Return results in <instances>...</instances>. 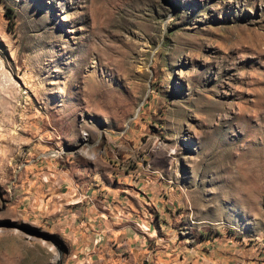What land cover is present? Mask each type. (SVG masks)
Masks as SVG:
<instances>
[{
	"label": "rangeland",
	"instance_id": "374dc122",
	"mask_svg": "<svg viewBox=\"0 0 264 264\" xmlns=\"http://www.w3.org/2000/svg\"><path fill=\"white\" fill-rule=\"evenodd\" d=\"M0 57V264L251 260L264 0H0Z\"/></svg>",
	"mask_w": 264,
	"mask_h": 264
},
{
	"label": "crops",
	"instance_id": "0c3cea01",
	"mask_svg": "<svg viewBox=\"0 0 264 264\" xmlns=\"http://www.w3.org/2000/svg\"><path fill=\"white\" fill-rule=\"evenodd\" d=\"M263 239V238H262ZM263 244L258 248H256L255 253L252 254L251 260L248 262V260L243 255L244 252L242 249L235 248H223V253H225L227 256L224 258H220L218 262L215 264H264V242ZM263 251V253H261ZM233 258V259H232ZM233 260V261H231Z\"/></svg>",
	"mask_w": 264,
	"mask_h": 264
},
{
	"label": "bare ground",
	"instance_id": "6f19581e",
	"mask_svg": "<svg viewBox=\"0 0 264 264\" xmlns=\"http://www.w3.org/2000/svg\"><path fill=\"white\" fill-rule=\"evenodd\" d=\"M5 61H3L0 57V81L2 83V88L6 89L8 88L10 91L9 93L15 89L18 88V82H16V80L14 79L13 75L6 71L5 68ZM58 151H51L49 153H47V155H55L57 154ZM60 154V153H59Z\"/></svg>",
	"mask_w": 264,
	"mask_h": 264
}]
</instances>
